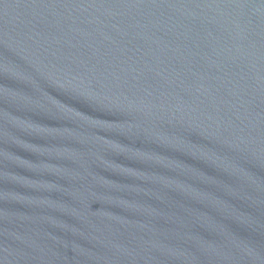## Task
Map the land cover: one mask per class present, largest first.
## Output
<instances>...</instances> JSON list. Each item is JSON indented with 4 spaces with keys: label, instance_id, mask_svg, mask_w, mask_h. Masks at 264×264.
Wrapping results in <instances>:
<instances>
[{
    "label": "water",
    "instance_id": "95a60500",
    "mask_svg": "<svg viewBox=\"0 0 264 264\" xmlns=\"http://www.w3.org/2000/svg\"><path fill=\"white\" fill-rule=\"evenodd\" d=\"M0 264H264V0H0Z\"/></svg>",
    "mask_w": 264,
    "mask_h": 264
}]
</instances>
